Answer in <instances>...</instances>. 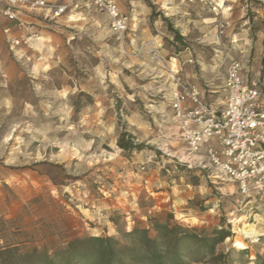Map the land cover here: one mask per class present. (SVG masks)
I'll return each mask as SVG.
<instances>
[{
    "label": "clouds",
    "instance_id": "obj_1",
    "mask_svg": "<svg viewBox=\"0 0 264 264\" xmlns=\"http://www.w3.org/2000/svg\"><path fill=\"white\" fill-rule=\"evenodd\" d=\"M95 2L108 11L98 17L74 14L71 20L82 21L79 31L91 34L98 50L89 48L88 51L99 63L90 69L86 86L66 89L56 94L67 101L69 95L80 91L88 92L94 95L95 105L88 107L81 114L78 123H72L73 109L66 105L63 109V124L56 129L57 132L67 133L63 141L49 140L48 135L44 134V141L36 155H29L24 160H20L17 155H23L20 153L23 140L15 134L18 130L31 133L33 128L31 124L25 127L16 124L3 141V148L7 151L9 143L14 137L16 139V146L11 148L4 163L22 165L48 161L63 165L69 175L82 179L68 181V186L61 187L53 185L51 180H46L51 195L59 199L65 193L69 194L71 203L65 205L69 212L81 216L86 221L106 225L110 229L114 211H123L126 215L134 212L142 219L167 211L190 229H206L209 233L230 231L232 235L217 245V256L220 253L226 255L233 247L244 250L259 244V238L264 237V218L257 216L256 223L252 224L249 223L247 215H238L240 209L231 210L236 208V205H231V208L223 211L221 205L228 198L237 195L236 181H250L256 175L255 171L237 173L230 165H241V161H244L245 165L255 168L257 163L264 162V151L253 159V154L247 149V145L256 147V140L264 141V122L256 123L255 113L251 111L252 108L264 110V99L258 92L249 90L246 78L240 74L243 65L236 64L227 74L222 71L223 59L220 54L213 59L210 67H204L203 77L195 72L196 57L200 55L195 45L221 43L216 39L219 28L213 27L217 22L189 20L183 26L181 35L190 41L193 47L177 54L174 49L165 46L166 33L160 32L162 21L158 20L155 24L160 34L153 35L148 20L151 9L143 0H132L134 13L130 18L123 16L119 20L116 18L121 17L123 11L120 0ZM155 2L159 3L165 15L171 18L180 13L189 16L185 9L190 3H195V0ZM214 2L224 9L225 18L228 19L232 9L224 8L223 0ZM236 2L237 0H232L233 4ZM7 3L10 5L9 9L5 11L0 8V13L11 20L20 19L23 16L20 10L27 7L23 0H7ZM83 6L92 7L90 3ZM13 8L17 11H13ZM27 10L40 11L35 8ZM46 15L52 14L49 11ZM110 21H115L111 28L108 27ZM5 33L11 46L10 55H4L0 51V56L3 57L0 58V87L8 89L17 79L48 81L52 79L51 73L61 69L62 65L67 67V54L60 51L61 44L55 35L45 32L37 34L30 27H25L19 38L12 34L10 28H6ZM113 36L119 41L115 48L106 43ZM246 36L247 33L243 37H233V44L244 56H247L250 46ZM74 38L69 37V41ZM168 39L175 42L176 37L169 35ZM241 39L244 40L242 45L239 43ZM21 41L27 45L26 48L20 47ZM141 45L145 46L143 51ZM151 52L156 53L155 58ZM39 87L37 85V89ZM208 89H211L212 95L216 97L211 101ZM118 101L124 102V108L119 113ZM6 104L8 115H11L12 99H7ZM25 109V115L33 113L30 104H26ZM217 112L222 113V126L216 123L220 119L216 115ZM245 114H248V121H243ZM120 117L130 126L129 130H135L133 134L138 137L137 144L151 146L174 159L157 164L151 175L145 174L144 167L157 159L156 151H148L146 148L134 161L125 159L123 149L118 146L122 131L119 128ZM207 117H211V120L205 122ZM85 135L94 136L96 139L85 141ZM232 137L237 139L233 140ZM252 137H255V140ZM105 144L113 151H107ZM47 145H54L59 148V152L48 156ZM237 152H243L244 155H236ZM245 156L248 157L246 160ZM208 157H211V162L206 164ZM222 157L227 159V163L222 162ZM174 160L187 164L189 169L199 166L211 169L215 166L210 179L213 184L224 182V186L218 188L219 196L207 199L213 195L207 183L197 189L187 183L183 176L179 182L163 178L161 171L165 164L174 163ZM72 161L78 162L74 171ZM243 166L241 165L242 168ZM136 168L139 170H133ZM259 171H264V164ZM101 173L103 175H100ZM228 173H232V176ZM93 178L95 182L101 183L96 196H93L88 183ZM105 178L112 180L111 185L104 182ZM6 182L9 185L18 183L16 177ZM248 187L249 185L244 184L243 191L247 192ZM253 187H264V184L257 183ZM197 194L204 200L207 208L203 213L189 206ZM142 199L150 203V207L142 209ZM145 212L147 215H144ZM131 230L129 225L127 231ZM261 254H264V249ZM255 258V255L251 257L253 261Z\"/></svg>",
    "mask_w": 264,
    "mask_h": 264
},
{
    "label": "rangeland",
    "instance_id": "obj_2",
    "mask_svg": "<svg viewBox=\"0 0 264 264\" xmlns=\"http://www.w3.org/2000/svg\"><path fill=\"white\" fill-rule=\"evenodd\" d=\"M124 1H126L128 9L130 0ZM143 2L151 9L148 20L153 35H159L160 32L166 33L164 36L165 46L174 49L177 54L193 47L191 42L181 35L183 26L189 20L203 19L217 22L213 27L219 28L216 39L220 40L221 43L219 45H195L200 54L196 57L195 72L201 77L204 75V67H210L213 59L218 54L222 56V71L226 74L233 60H239L243 63L245 75L250 78L255 76L264 66V15H262L264 13V0H237L235 4L232 3V0H223L224 8L230 7L232 9L228 19L225 18L224 9L220 8L214 0H195V3H190L185 9L190 14L189 16L186 17L183 13H180L171 18L165 15V11L161 9L160 4L156 3L155 0H143ZM74 14H82L87 17L103 15V13L92 7L84 6L75 11H68L55 19L46 17L43 12L34 15V18L38 21L33 25L36 33L52 34L60 41V51L67 54L65 60L67 67L62 65L61 69L51 73L52 79L48 81L25 78L14 80L8 89L0 87V153H3V155H0V264H28L29 259L41 264L45 258H55L59 252L65 251L71 241L84 237H112L119 241L120 245L134 246L137 242L134 238L129 237L128 233L134 229H150V235L156 236L158 233L153 229L155 223L168 224L177 231L181 227L196 233L202 239H210L214 232L209 233L206 229H190L182 225L167 211L148 216L147 219H142L134 212L126 215L123 211H114L111 217V229L106 225L101 226L86 221L81 216L74 215L66 209L65 205L71 203L69 194L65 193L57 199L51 195L45 183L46 180H51L53 185L57 187L68 186V181L75 182L77 179H82V177L69 175L63 165L48 161L22 165H6L4 163L11 148L16 146V139L14 137L9 143L7 151L3 148V141L16 124H21L22 127L31 124L33 128L31 133L18 130L15 134L16 137L23 140L20 145V153L23 155L19 153L17 155L20 160H24L29 155H36L44 141V134L48 135L49 140L63 141L67 133L57 132L56 129L63 124V109L66 105L73 109L72 123H78L81 114L96 103L94 95L84 91L69 95L67 101L56 95L66 89L86 86L90 69L99 63L88 51L89 48L98 50L97 45L90 33L79 31V25L83 22L71 20ZM165 18L168 19L167 22L164 20ZM158 20L163 22L160 32H157L155 28ZM60 21H68V23H60ZM108 27L110 28L109 24ZM175 32L177 33L175 34ZM245 33H247L246 39L250 41L247 56H244L233 44V37H243ZM169 35L176 37L175 42L168 39ZM69 37L75 38L69 41ZM106 43L115 48L118 46L119 41L116 36H113ZM239 43L242 45L244 40L241 39ZM22 45L21 47H27L24 43ZM144 47V45H141V51ZM0 51L4 55H10V45L4 31L1 30ZM150 54L155 58L156 53L151 52ZM0 58L3 57L0 56ZM65 73H67V76H65ZM201 83L204 84L203 79H201ZM37 85L40 86L39 89H37ZM205 87L207 88L206 84ZM208 97L209 101L216 98L212 95L211 89H208ZM9 98L13 102L11 115H8L9 109L6 104V100ZM26 104L32 106L34 114L25 115ZM123 108L124 102L118 101L117 112L119 113ZM119 128L122 129L120 136L124 132H128L137 141L138 137L133 134L135 130H129L130 126L123 120V117L119 118ZM83 139L91 141L96 138L85 135ZM97 143H99L98 139ZM141 145H143L141 151L126 152L123 150V155L125 159L132 162L146 148L148 151H156L157 159L152 164L144 167L146 175H151L157 164H164L165 160L174 159L151 146ZM104 147L109 152L113 151L107 144ZM58 152L59 148L54 145H47L46 154L48 156ZM71 163L74 171L78 162L72 161ZM205 163L207 164L206 161ZM133 170L138 171L139 168ZM118 171H123V169H118ZM214 171L212 168L209 169L203 166L189 169L187 164H180L178 160H174V163L165 164L161 176L169 181L174 179L177 182L183 176L187 183L197 189L207 183V186L213 192V195L207 197V199H212L213 196H219L218 188L224 186L223 181L213 184L210 177ZM100 175H103V173ZM12 177H16L18 183L9 185L6 181ZM104 182L111 185L112 180L105 178ZM88 183L93 196L98 195L101 183L95 182V178ZM237 201H239L238 204ZM231 205H236V208L231 210H241L238 215H247L249 223H256L255 218L257 216L264 218V199L259 196L243 197L238 191L235 197L222 202L221 210L231 208ZM189 206L201 213L207 211L204 200L198 194L194 201H190ZM148 207H150V203H146L142 199L141 208L146 209ZM144 215H147V213L145 212ZM129 225H131V231H127ZM228 232L231 236L232 233ZM259 239L260 243L252 248L241 250L233 247L226 255L220 253V255H223L221 259H219V255H216L218 244L211 250L207 249L203 241L193 242L185 238L179 249L186 264H264V254H261V250L264 249V237ZM253 255L256 257L254 261L251 259Z\"/></svg>",
    "mask_w": 264,
    "mask_h": 264
},
{
    "label": "trees",
    "instance_id": "obj_3",
    "mask_svg": "<svg viewBox=\"0 0 264 264\" xmlns=\"http://www.w3.org/2000/svg\"><path fill=\"white\" fill-rule=\"evenodd\" d=\"M164 20L168 21L166 18ZM118 146L126 152L143 149V145L137 144L136 138L128 132L120 136ZM153 229L158 235L151 236L150 229H134L128 233L137 242L134 246L120 245L112 237L78 238L71 241L65 251L59 252L55 258H45L41 264H186L179 249L185 238L193 242L203 241L207 249L213 250L230 236L225 230L214 231L210 239H202L181 227L177 231L168 224L159 223H155ZM221 258L223 255H219ZM28 264L38 262L29 259Z\"/></svg>",
    "mask_w": 264,
    "mask_h": 264
},
{
    "label": "built area",
    "instance_id": "obj_4",
    "mask_svg": "<svg viewBox=\"0 0 264 264\" xmlns=\"http://www.w3.org/2000/svg\"><path fill=\"white\" fill-rule=\"evenodd\" d=\"M23 2L27 6L26 8L51 9L56 17L61 16L65 13H67L68 11H73V10L79 9L80 7H76L77 5L83 6V5L89 4V3L92 5V8L96 9L97 11H99L103 14L108 11L107 9H102L100 7V5L96 4L95 0H68L65 4H60V5H52L51 0H23ZM9 7H10V5L7 3V0H0V8H3L5 11H7L9 9ZM12 10L17 11V9H15V8H13ZM1 16H3L2 13H0V25H1ZM123 16H128V15H126L125 13L122 12V16L117 17L116 19L119 20V19L123 18ZM5 18L9 23H14L18 29H21L24 27V23L22 24V21L20 19L11 20V19H8L7 17H5ZM114 22L115 21L109 22L110 28L113 26ZM6 28L12 29V34H13V27L12 26L8 25V26L4 27L3 28L4 33H5ZM5 35L7 38L6 33H5ZM7 42L10 45L8 38H7ZM22 42L23 41H21L20 47L23 44ZM236 64L243 65V63L241 61L233 60L230 63L228 71L230 69L234 68ZM240 74L246 78V82L248 84L249 90L258 92L260 97L262 99H264V66L260 69V71L255 76L250 78L248 75H245V67L243 65V68H242ZM251 111L255 113V122L256 123L264 122V114H262V113H264V110H262L260 108H252ZM216 115H217V117L220 118L216 121L217 125L222 126L223 125L222 113L217 112ZM229 119H232V117H229ZM210 120H211V117H207L205 122H208ZM243 121H248V114L244 115ZM213 131H215V128L213 129ZM249 131H251V129H249ZM232 139L236 140L237 138L232 137ZM252 139L255 140V137H252ZM255 143H256V147H253L252 145H247L248 151H250L253 154V156H252L253 159H256V156L261 151H264V141L256 140ZM205 155H207V153H205ZM236 155H244V153L243 152H237ZM247 158L248 157L245 156V160ZM221 159H222L223 163H227V159H224L223 157ZM206 162L207 163L211 162V157H208ZM262 164H264V162L257 163L255 168L245 165L244 161H241V165H244L243 168L241 167V165H230L233 168V170L237 173H241L242 171H247L249 173L254 172V171L256 172V175L253 176L250 181L244 180V181H236L235 182V185H236L241 196H243V197H254V196L258 197L259 196L262 199H264V187H260V188L253 187V185H256L257 183L264 184V171H259ZM212 169L215 170V166ZM228 175L231 177L232 173H228ZM244 184L249 185L247 192L243 191V185Z\"/></svg>",
    "mask_w": 264,
    "mask_h": 264
},
{
    "label": "crops",
    "instance_id": "obj_5",
    "mask_svg": "<svg viewBox=\"0 0 264 264\" xmlns=\"http://www.w3.org/2000/svg\"><path fill=\"white\" fill-rule=\"evenodd\" d=\"M68 0H51V3L52 5H60V4H65ZM130 4L128 6V9L126 7L127 3L126 1L124 0H120V7L122 8V12L125 13L126 15L129 16V18L131 17V15L134 13V9H133V6H132V0L129 1ZM28 8H25V9H22L20 11L23 12V16L20 18L21 21H23L24 23V27L21 28V29H18L14 23H9L6 18L4 16H1V25H0V30L3 31V28L10 25L13 27V34L19 38L20 35L22 33H24V29L25 27H30V28H33L35 30V23L38 22L35 18H34V15L35 14H40V13H44L45 15L50 11L51 12V16H47L46 17H50L52 19H55V18H58L54 15L53 11L51 9H39L40 13H36L37 11H32V12H29L27 10ZM62 16V15H61ZM60 16V17H61ZM23 46V45H22Z\"/></svg>",
    "mask_w": 264,
    "mask_h": 264
}]
</instances>
